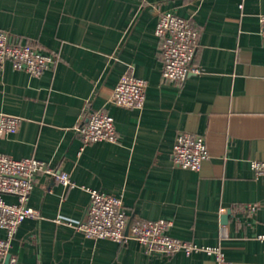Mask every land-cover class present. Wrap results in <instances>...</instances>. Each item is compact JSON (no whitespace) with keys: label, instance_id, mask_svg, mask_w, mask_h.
I'll use <instances>...</instances> for the list:
<instances>
[{"label":"crops","instance_id":"1","mask_svg":"<svg viewBox=\"0 0 264 264\" xmlns=\"http://www.w3.org/2000/svg\"><path fill=\"white\" fill-rule=\"evenodd\" d=\"M164 12L197 32L200 73L184 83L161 79ZM262 14L264 0H0V30L54 58L39 77L0 70V116L20 119L0 152L45 161L75 184L36 177L27 204L40 216L17 229V264H216L202 251L159 256L133 240L86 239L74 228L89 201L81 187L118 196L136 220L171 221L169 236L218 248L230 264H264V176L251 169L264 161ZM124 75L146 83L141 109L111 102ZM93 111L113 118L117 142L83 145L76 129ZM182 132L208 149L197 172L173 163Z\"/></svg>","mask_w":264,"mask_h":264},{"label":"built area","instance_id":"2","mask_svg":"<svg viewBox=\"0 0 264 264\" xmlns=\"http://www.w3.org/2000/svg\"><path fill=\"white\" fill-rule=\"evenodd\" d=\"M259 34L264 42V14L259 16ZM158 49L162 61L161 79L164 82L184 83L190 75L200 73L194 65L197 51V32L191 21L164 12L158 15L155 27ZM50 54H41L29 44L10 40L9 34L0 30V70L10 63L16 71H23L32 77H39L53 63ZM146 83L138 78L124 75L113 90L111 102L120 108L141 109L145 103ZM20 119L14 116H0V135L17 132ZM84 146L97 142H117V133L111 116L102 111L88 113L77 129ZM209 157L208 149L201 136L179 133L172 149L174 165L181 170L197 172ZM251 169L258 177L264 176V161H252ZM51 178L65 188L75 187L69 175L51 167L45 161L35 158L13 159L0 152V229L5 237L0 238V264H17L11 246L18 227L26 219L38 218V210L28 206L30 193L36 177ZM89 201L82 219L75 230L90 240H109L119 244L129 240L138 242L150 255L173 256L177 253L191 255L204 252L214 256L216 264H230L218 248L198 247L168 235L172 226L169 220L142 221L129 217L121 199L97 190L87 189ZM13 197L14 203L6 201ZM254 207L250 211H254ZM226 211L221 210L224 214ZM62 219H57V223ZM264 240V236L260 237Z\"/></svg>","mask_w":264,"mask_h":264},{"label":"water","instance_id":"3","mask_svg":"<svg viewBox=\"0 0 264 264\" xmlns=\"http://www.w3.org/2000/svg\"><path fill=\"white\" fill-rule=\"evenodd\" d=\"M228 214H229V213L227 212L225 215H223V216H222V219H223V220H226L227 217H228Z\"/></svg>","mask_w":264,"mask_h":264}]
</instances>
